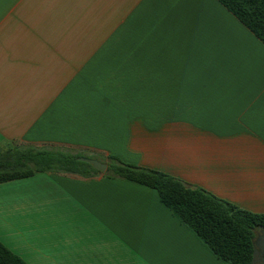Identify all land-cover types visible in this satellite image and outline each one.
Instances as JSON below:
<instances>
[{
	"label": "crops",
	"instance_id": "obj_1",
	"mask_svg": "<svg viewBox=\"0 0 264 264\" xmlns=\"http://www.w3.org/2000/svg\"><path fill=\"white\" fill-rule=\"evenodd\" d=\"M0 144L109 156L264 214V45L216 0H0ZM25 264H224L140 184H0Z\"/></svg>",
	"mask_w": 264,
	"mask_h": 264
},
{
	"label": "trees",
	"instance_id": "obj_2",
	"mask_svg": "<svg viewBox=\"0 0 264 264\" xmlns=\"http://www.w3.org/2000/svg\"><path fill=\"white\" fill-rule=\"evenodd\" d=\"M264 45V0H216ZM83 153L54 148L0 144V184L54 173L130 181L157 192L173 217L220 262L251 264L253 241L264 227V214L239 209L210 193L161 172L109 156L101 173L79 158ZM0 264H25L0 243Z\"/></svg>",
	"mask_w": 264,
	"mask_h": 264
},
{
	"label": "water",
	"instance_id": "obj_3",
	"mask_svg": "<svg viewBox=\"0 0 264 264\" xmlns=\"http://www.w3.org/2000/svg\"><path fill=\"white\" fill-rule=\"evenodd\" d=\"M80 161L92 165L97 171L104 173L107 170V165L97 160L90 158H79ZM251 264H264V227L259 228L256 238L253 241V253Z\"/></svg>",
	"mask_w": 264,
	"mask_h": 264
}]
</instances>
